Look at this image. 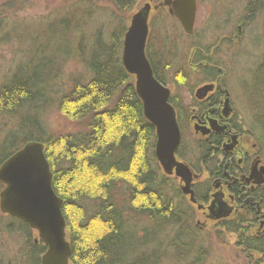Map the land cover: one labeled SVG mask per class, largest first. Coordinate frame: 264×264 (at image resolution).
Returning a JSON list of instances; mask_svg holds the SVG:
<instances>
[{"label": "trees", "instance_id": "trees-1", "mask_svg": "<svg viewBox=\"0 0 264 264\" xmlns=\"http://www.w3.org/2000/svg\"><path fill=\"white\" fill-rule=\"evenodd\" d=\"M15 1L9 0L10 6ZM133 1L113 0V13L107 18L117 21L121 12L133 11ZM74 9L75 13L47 22L34 34H23L25 41L30 40L24 53L28 60L0 86V119L13 120L0 142L6 151L0 165L28 142L43 144L53 191L63 201L69 264H162L165 259L173 264H205V252L196 246L199 231L192 226L191 211L182 206L176 182L156 162L155 129L144 116L134 78L122 65V41L128 26L119 22L108 32L96 30L98 19L90 17L87 7ZM162 21L167 26V20ZM152 26L145 54L154 77L167 86L165 74L177 61L169 47H177L182 37L172 32L174 38L162 40L158 32L155 37ZM67 59L80 64L81 72L62 86L61 68ZM214 67H204L194 78L181 81L194 79L197 86L210 82L213 79L206 74L216 72ZM254 75L261 79L259 87L254 83V91L262 94L263 64ZM169 102L175 107L172 98ZM50 107L78 129L63 134L49 130L42 118ZM256 115L252 129L264 146V116ZM178 126L182 133L184 125ZM195 144L190 146L189 160L180 156L183 138L176 154L187 162L205 159L204 147ZM10 219L12 224H0L1 231L12 239L22 238L23 264H40L45 246L30 243L32 231ZM223 227L229 233H240L236 247L243 254L264 256V245L244 239L239 225Z\"/></svg>", "mask_w": 264, "mask_h": 264}, {"label": "rangeland", "instance_id": "rangeland-1", "mask_svg": "<svg viewBox=\"0 0 264 264\" xmlns=\"http://www.w3.org/2000/svg\"><path fill=\"white\" fill-rule=\"evenodd\" d=\"M162 2L163 0H134V10L121 12L115 21V17L107 18V15L113 13V0H17L12 6L9 0H0V86L12 71L28 60L24 53L30 40L25 41L24 32L32 31L34 34L37 30H42L47 22L62 18L70 11L75 13L74 7L77 9L87 7L90 17L98 19L96 30L102 28L104 32H108L119 22L123 26H128L127 17L129 16L130 20V17L143 6L148 5L153 9ZM195 3V20L191 37H188L180 23L168 14L167 8L163 7L161 11L151 10L149 15L155 37L157 32L162 36L160 37L162 40L174 38L172 32L182 37L179 46L169 47V50L174 49L170 52L175 55L177 61L176 65H172L165 74L167 87L174 96L184 95L185 91L198 88L194 79L181 81L182 74H188L191 78L195 76V71H192L186 61L190 51L195 49L194 45H197L196 47L206 54H211L213 62L225 70L224 83L225 88L232 93L231 107L234 118L237 119L236 122L249 124L247 127L251 128L256 121V114L264 116V91L262 94L260 91L258 94L255 93L258 91H254L256 88L254 83H257L258 87L261 85V79L256 78L254 70L260 63L264 65V0H195ZM165 19L167 26L161 24ZM107 24L108 28L105 26ZM165 35L167 37H164ZM194 62L196 61L193 60L192 64ZM62 65L60 78L63 86L67 80L81 72V65L73 59L65 60ZM247 90H250V94L246 92ZM42 119L49 130L56 134L78 129L75 123L68 121L54 107L48 108ZM12 121L6 117L0 119V142L13 127ZM183 125V138L190 139L192 128ZM251 131L255 135V130L251 129ZM3 148H0V158L6 152ZM176 184L174 183V186L178 188ZM0 185L2 186L1 183ZM185 205L186 203L183 202L182 206ZM198 220L203 221L199 215ZM12 222L9 217L0 213V224H12ZM208 230H197L199 233L195 235L196 246L205 252L202 258L205 264H255L254 259L260 258V255L251 254L249 259L250 253L243 254L242 249L234 245L233 238L223 234L222 230L214 228ZM29 239L30 243H33V237ZM21 242L20 237L12 239L4 235L0 225V264L24 263L20 251ZM162 264L173 263L165 259Z\"/></svg>", "mask_w": 264, "mask_h": 264}, {"label": "flooded vegetation", "instance_id": "flooded-vegetation-1", "mask_svg": "<svg viewBox=\"0 0 264 264\" xmlns=\"http://www.w3.org/2000/svg\"><path fill=\"white\" fill-rule=\"evenodd\" d=\"M172 1L163 0L153 9L150 7L147 19L149 32L151 10L161 11L164 7L175 18L170 13ZM194 46L195 49L190 51L186 61L193 71L214 67L209 63L213 62L211 54ZM193 60L196 62L192 64ZM215 71L206 74L213 80L198 85L195 90L185 91L184 95L174 96L169 89V101L173 99L175 107L170 105L175 111L177 124H186L192 128L190 139L187 140L179 128L181 140L183 138L185 144L180 156L189 160L190 146L195 143L199 149L204 147L206 155L205 159L199 158L196 163L191 159L187 162L175 153L176 161L185 165L192 174L189 185L191 194L180 192L181 197L191 211L189 218L192 226L198 227L197 230L220 229L226 236L233 238L236 246L240 233H229L223 225H239L238 229L243 231L244 239H255L264 245V146L260 145L251 131L254 126L249 128V124L236 122L231 107L232 93L225 88L226 72L220 66ZM188 78V74H182V79ZM205 85H211L212 89L205 94L199 92ZM168 177L177 183L179 191L185 186L184 181L175 176L174 170ZM198 215L203 219L202 222L198 220ZM32 237L33 245L37 246L40 241L35 233H32ZM253 263L264 264V256L260 255Z\"/></svg>", "mask_w": 264, "mask_h": 264}, {"label": "water", "instance_id": "water-1", "mask_svg": "<svg viewBox=\"0 0 264 264\" xmlns=\"http://www.w3.org/2000/svg\"><path fill=\"white\" fill-rule=\"evenodd\" d=\"M195 8V0L171 2L170 13L187 35L193 30ZM149 10L146 5L130 17L123 39L122 64L134 77L144 116L155 128L156 159L165 174L171 175L174 170L175 176L184 181L182 193L191 194L192 174L175 159L180 132L175 111L168 102L170 91L154 78L145 56ZM211 89V85H205L199 92L205 94ZM0 183L4 185L0 192V212L27 224L46 246L40 264H69L70 245L65 239L62 200L52 189V174L43 145L28 142L11 155L0 167Z\"/></svg>", "mask_w": 264, "mask_h": 264}, {"label": "bare ground", "instance_id": "bare-ground-1", "mask_svg": "<svg viewBox=\"0 0 264 264\" xmlns=\"http://www.w3.org/2000/svg\"><path fill=\"white\" fill-rule=\"evenodd\" d=\"M256 86H258V84L256 85ZM261 119V118H260ZM43 145V144H42ZM43 148H44V146H43ZM44 151H45V149H44ZM154 156H155V153H154ZM155 159H156V157H155ZM156 162H157V164H158V166H159V168L161 169V165H160V163H159V161L156 159ZM55 193V192H54ZM56 195V194H55ZM57 196V195H56ZM58 197V196H57ZM65 239H66V241L69 243V241H68V239H67V232H66V222H65ZM69 245H70V243H69ZM70 252H71V248H70Z\"/></svg>", "mask_w": 264, "mask_h": 264}]
</instances>
